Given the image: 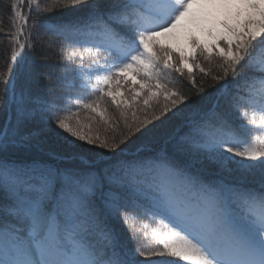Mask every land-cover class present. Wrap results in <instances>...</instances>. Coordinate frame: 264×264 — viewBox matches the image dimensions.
Listing matches in <instances>:
<instances>
[{"label":"snow or ice","instance_id":"snow-or-ice-1","mask_svg":"<svg viewBox=\"0 0 264 264\" xmlns=\"http://www.w3.org/2000/svg\"><path fill=\"white\" fill-rule=\"evenodd\" d=\"M0 40V264H264V0H0Z\"/></svg>","mask_w":264,"mask_h":264},{"label":"trees","instance_id":"trees-1","mask_svg":"<svg viewBox=\"0 0 264 264\" xmlns=\"http://www.w3.org/2000/svg\"><path fill=\"white\" fill-rule=\"evenodd\" d=\"M54 15L59 19H64V20L72 19V16L67 12L65 13L57 12ZM6 47H7L6 41L0 40V73L6 71L7 68ZM196 75H197L198 83L202 81L205 82L206 84L211 83L210 80H205V78H202L198 72L196 73ZM179 86L180 85H178V87ZM182 90L189 93L193 91L192 86L186 80H183ZM212 92H214V89L212 87H207L205 93L202 96H194L193 99L196 101H200L202 103H207L209 99V93ZM72 93H77V91H72L70 94ZM2 94H3V85L0 84V95ZM199 106H200L199 104L195 105V107H199ZM72 110L75 111V108L73 107ZM190 114H191L190 111H186L182 115H178L171 119L165 117L161 121L155 122L154 125H150L149 127L152 129V131L148 135L142 136L139 139H137V137H133V140H135L136 143L134 145H131L128 154L135 152L137 149L149 151V150H157L163 147V143L170 141L173 135L175 136L183 130L185 117H187ZM81 116H84L83 112H81ZM169 116H171V113L169 114ZM2 122H3V116L0 115V124H2ZM163 125L164 126L168 125V126L167 128H163ZM60 131L62 134L59 136H56L52 132L48 133L46 146L49 149L55 151H61L64 150L65 148L72 147L73 142L75 145L81 146L79 149H77V151H80L82 153H86L92 149V146L87 145L83 141H77L75 140V138L73 139L74 140L73 142H70L69 139L65 141L64 136H66L65 135L66 133H63L62 130ZM168 138L170 139L168 140ZM168 146L170 147V144H168Z\"/></svg>","mask_w":264,"mask_h":264},{"label":"rangeland","instance_id":"rangeland-1","mask_svg":"<svg viewBox=\"0 0 264 264\" xmlns=\"http://www.w3.org/2000/svg\"><path fill=\"white\" fill-rule=\"evenodd\" d=\"M257 56H259V53H257ZM77 93H72L71 95H76ZM167 126L168 125H166V126H164L163 125V128H167ZM66 136H64V140L66 141L67 139H69V141L70 142H73L74 140V137H71L68 133H66L65 134ZM174 136V135H173ZM172 136V137H173ZM170 138H168V140H169ZM166 145V143H163V147ZM256 187L258 188L259 187V185H256ZM146 222H148V221H146ZM149 223V225H150V227H149V231L152 229V228H154V227H158V225H156V224H154V223H152V222H148ZM121 227V229H123V226L121 225L120 226ZM125 235H127V232L125 231ZM181 264H182V262H181Z\"/></svg>","mask_w":264,"mask_h":264}]
</instances>
